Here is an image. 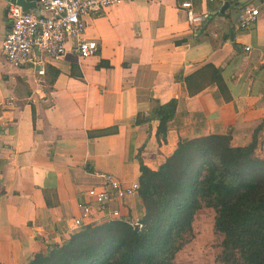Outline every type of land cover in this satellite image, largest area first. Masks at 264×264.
Segmentation results:
<instances>
[{
	"label": "crops",
	"instance_id": "0c3cea01",
	"mask_svg": "<svg viewBox=\"0 0 264 264\" xmlns=\"http://www.w3.org/2000/svg\"><path fill=\"white\" fill-rule=\"evenodd\" d=\"M184 1L122 0L85 16L97 54L81 58L71 40L61 59L17 68L2 44L18 0H0V264H27L67 240L104 174L139 181L141 163L158 169L181 138L231 130L233 145L245 146L260 128L264 156V0H188L206 14L197 26ZM245 8L259 16L241 28ZM172 99L160 141V121L144 118ZM113 209L144 215L138 192L106 214Z\"/></svg>",
	"mask_w": 264,
	"mask_h": 264
},
{
	"label": "trees",
	"instance_id": "16d2710c",
	"mask_svg": "<svg viewBox=\"0 0 264 264\" xmlns=\"http://www.w3.org/2000/svg\"><path fill=\"white\" fill-rule=\"evenodd\" d=\"M176 108L177 100L172 99L144 118L160 121V141L166 139ZM259 129L245 146L233 145L231 130L181 138L158 169L141 163L142 227L121 220L89 225L27 264H176L178 253L195 237L194 222L203 208L215 212L219 263L264 264V156L257 152Z\"/></svg>",
	"mask_w": 264,
	"mask_h": 264
},
{
	"label": "built area",
	"instance_id": "2783aa9c",
	"mask_svg": "<svg viewBox=\"0 0 264 264\" xmlns=\"http://www.w3.org/2000/svg\"><path fill=\"white\" fill-rule=\"evenodd\" d=\"M36 3L39 14L34 9L24 10L18 2H10L8 16L11 27L3 44L5 59L14 67L20 68L27 63L39 64L43 58L61 59L71 40L75 41V50L81 58L97 54L99 44L94 39L85 38L87 22L85 16L104 11L122 0H26ZM181 8L186 11L187 21L197 26L206 14L196 13L190 1H184ZM259 10L245 8L238 19L241 28H247L257 21ZM39 73L43 74L41 69ZM102 186L87 191L88 200L79 202L80 214L73 218L69 228L70 236L86 226L96 222L121 220L134 227H142L140 218L124 217L118 209L106 214L111 201L123 200L139 190V182L125 183L110 174L103 175ZM98 219H100L98 221Z\"/></svg>",
	"mask_w": 264,
	"mask_h": 264
},
{
	"label": "rangeland",
	"instance_id": "374dc122",
	"mask_svg": "<svg viewBox=\"0 0 264 264\" xmlns=\"http://www.w3.org/2000/svg\"><path fill=\"white\" fill-rule=\"evenodd\" d=\"M215 212L201 209L194 222V239L177 255L176 264H221L217 261L221 241L214 230Z\"/></svg>",
	"mask_w": 264,
	"mask_h": 264
},
{
	"label": "water",
	"instance_id": "95a60500",
	"mask_svg": "<svg viewBox=\"0 0 264 264\" xmlns=\"http://www.w3.org/2000/svg\"><path fill=\"white\" fill-rule=\"evenodd\" d=\"M18 3L23 7L24 10L34 9L37 14H39V10L37 9L36 3L33 1H26V0H18ZM228 6V3L225 4L223 9Z\"/></svg>",
	"mask_w": 264,
	"mask_h": 264
}]
</instances>
